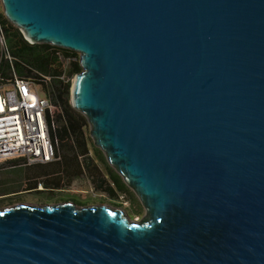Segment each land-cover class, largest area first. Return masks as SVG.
I'll use <instances>...</instances> for the list:
<instances>
[{
    "label": "water",
    "instance_id": "water-1",
    "mask_svg": "<svg viewBox=\"0 0 264 264\" xmlns=\"http://www.w3.org/2000/svg\"><path fill=\"white\" fill-rule=\"evenodd\" d=\"M76 51L71 102L139 197L0 209V264H264V0H1Z\"/></svg>",
    "mask_w": 264,
    "mask_h": 264
},
{
    "label": "trees",
    "instance_id": "trees-1",
    "mask_svg": "<svg viewBox=\"0 0 264 264\" xmlns=\"http://www.w3.org/2000/svg\"><path fill=\"white\" fill-rule=\"evenodd\" d=\"M0 16L7 44V51L0 48V69L15 70L22 76L31 77L41 85L43 94L56 107L52 113H48L50 135L57 150L56 159L30 165L15 160L10 166L3 165L5 172L14 178L11 181L18 182L15 191H39L40 185L44 187L41 191L69 186L74 180L87 174L98 190L108 192L113 199L118 198V192H129L122 176L109 164L106 157L99 154L101 149L91 137L86 115L72 105L73 79L83 69L79 53L52 44L31 43L7 19L1 6ZM94 152L98 159H103L110 167L111 182L102 176L100 167L93 159ZM24 177L27 178L26 183L21 182ZM8 189L10 191L12 188Z\"/></svg>",
    "mask_w": 264,
    "mask_h": 264
},
{
    "label": "built area",
    "instance_id": "built-area-1",
    "mask_svg": "<svg viewBox=\"0 0 264 264\" xmlns=\"http://www.w3.org/2000/svg\"><path fill=\"white\" fill-rule=\"evenodd\" d=\"M0 48L7 51L1 16ZM55 108L31 77L0 69V166L15 160L30 165L56 159L48 123V113Z\"/></svg>",
    "mask_w": 264,
    "mask_h": 264
},
{
    "label": "rangeland",
    "instance_id": "rangeland-1",
    "mask_svg": "<svg viewBox=\"0 0 264 264\" xmlns=\"http://www.w3.org/2000/svg\"><path fill=\"white\" fill-rule=\"evenodd\" d=\"M0 6L2 7V2L0 0ZM102 156L106 157L104 152L101 150ZM93 159L95 163L100 167L102 176L108 182H111L109 173L110 167L107 162L103 159H98L96 153H93ZM106 160V159H105ZM0 180H13L14 178L7 172L3 171L2 166L0 167ZM39 191H21L13 196L4 198V201L0 202V209L13 206L18 203L26 204H40L42 202L51 204L56 202H63L72 200L79 205H92L98 203L111 204L116 207H122L127 211L133 219H142L145 214V209L135 192L129 187V192H118V198L113 199L108 194V192L103 190H98L97 185L94 184L93 180L88 177L87 174L82 175L73 181L69 186H61L60 188H48L46 191H41L44 189L42 185L38 187ZM9 198V199H8ZM12 198V200H10Z\"/></svg>",
    "mask_w": 264,
    "mask_h": 264
},
{
    "label": "flooded vegetation",
    "instance_id": "flooded-vegetation-1",
    "mask_svg": "<svg viewBox=\"0 0 264 264\" xmlns=\"http://www.w3.org/2000/svg\"><path fill=\"white\" fill-rule=\"evenodd\" d=\"M7 182H9V180L6 179L0 180V202L4 201V198L13 196L11 195V193L8 192L9 191L8 188L10 184H7Z\"/></svg>",
    "mask_w": 264,
    "mask_h": 264
},
{
    "label": "crops",
    "instance_id": "crops-1",
    "mask_svg": "<svg viewBox=\"0 0 264 264\" xmlns=\"http://www.w3.org/2000/svg\"><path fill=\"white\" fill-rule=\"evenodd\" d=\"M3 171H5V170H3ZM22 180H23V181H21V182L26 183L27 178L24 177V179H22ZM7 184H10L9 187L12 188L10 191H8L9 193H11V194H15V193L18 192V191H15V190H16L15 187H16V185H18V182H13V181L10 180V182H7ZM12 186H13V187H12ZM22 191H23V190H22ZM20 192H21V191H20Z\"/></svg>",
    "mask_w": 264,
    "mask_h": 264
}]
</instances>
